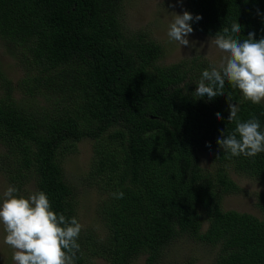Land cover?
<instances>
[{
    "label": "trees",
    "instance_id": "1",
    "mask_svg": "<svg viewBox=\"0 0 264 264\" xmlns=\"http://www.w3.org/2000/svg\"><path fill=\"white\" fill-rule=\"evenodd\" d=\"M123 1L0 0V47L22 72L14 82L0 63V173L18 195L43 191L55 213L76 218L65 159L82 140L93 143L85 180L104 197L106 233L81 230L75 264H158L180 237L210 247L212 264H264V192L257 216L222 207L242 192L231 175L264 187V153L230 158L216 143L235 130L229 103L261 131L264 105L227 81L225 95L197 97L201 71L188 66L196 60L160 64L162 45L124 28ZM185 1L201 17L190 22L196 34L214 38L237 21L239 39L264 38V0Z\"/></svg>",
    "mask_w": 264,
    "mask_h": 264
},
{
    "label": "clouds",
    "instance_id": "2",
    "mask_svg": "<svg viewBox=\"0 0 264 264\" xmlns=\"http://www.w3.org/2000/svg\"><path fill=\"white\" fill-rule=\"evenodd\" d=\"M167 35L180 47H189L187 37L193 33L191 23L199 21L185 11L182 15L173 14ZM242 26L233 22L231 29L223 28L211 40V44L224 55L219 66H210L201 73L195 95L207 96L211 101L225 95V82L238 89L246 101L254 105L264 102V38L254 39L250 32L247 38L239 39ZM231 31V34H229ZM229 101L230 98L228 97ZM239 108L229 103L228 122L235 121V130L225 136L221 132L216 143L229 157H256L264 153V131L259 120L253 116L241 122ZM217 120L222 119L220 113ZM210 147V145H206ZM114 198L123 199L124 193H113ZM0 224L6 233L4 243L12 248L14 264H75L78 243L82 230L81 223L51 209L48 196L43 191L30 194L27 198L18 195V189L9 186L0 197Z\"/></svg>",
    "mask_w": 264,
    "mask_h": 264
},
{
    "label": "rangeland",
    "instance_id": "3",
    "mask_svg": "<svg viewBox=\"0 0 264 264\" xmlns=\"http://www.w3.org/2000/svg\"><path fill=\"white\" fill-rule=\"evenodd\" d=\"M121 9L122 23L127 32H144L162 45L166 53L160 64L169 65L181 60H196L195 63L190 62L188 66L194 65L201 73L210 66H219L224 54L210 43L213 38L193 32L187 37L190 42L189 47H180L177 42L169 39L167 32L174 19L173 14L182 15L187 11L185 0H124ZM0 63L9 78L14 82L20 79L22 76L20 67L11 57L5 55L1 47ZM261 104L264 105V102ZM92 148L93 143L90 140H82L77 145V152L65 159L64 171L67 180L75 188L76 219L83 226L82 230L95 233L99 238H103L106 229L99 217L98 208L104 197L95 184L85 180L88 178L85 174L88 171ZM199 164L203 170L212 171L214 169L209 154H200ZM231 178L242 192L224 198L223 209L259 215L254 206L255 195L264 192V187L245 177L231 175ZM7 187L9 186L0 173V197ZM28 189L32 193L33 185H28ZM205 228L206 223L203 224L202 229ZM5 235L4 226L0 224V264H14L12 260L14 250L4 243ZM214 257L215 252L210 247L180 237L168 247L164 258L158 264H212ZM88 264L107 263L101 258H95L91 259ZM134 264H145V257H140Z\"/></svg>",
    "mask_w": 264,
    "mask_h": 264
}]
</instances>
